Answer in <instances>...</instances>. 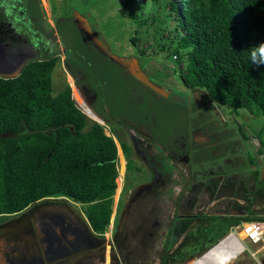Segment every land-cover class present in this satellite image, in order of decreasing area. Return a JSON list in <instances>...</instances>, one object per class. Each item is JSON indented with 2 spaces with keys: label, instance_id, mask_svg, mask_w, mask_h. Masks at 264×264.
<instances>
[{
  "label": "trees",
  "instance_id": "1",
  "mask_svg": "<svg viewBox=\"0 0 264 264\" xmlns=\"http://www.w3.org/2000/svg\"><path fill=\"white\" fill-rule=\"evenodd\" d=\"M120 1L144 18L140 26L159 50L180 56L188 89L264 116V66L248 59V47L264 40V0ZM53 69L38 62L21 75L0 76V217L68 199L85 207L91 229L104 236L120 183L118 148L69 89L55 92ZM124 231L120 222L114 259L122 254Z\"/></svg>",
  "mask_w": 264,
  "mask_h": 264
},
{
  "label": "rangeland",
  "instance_id": "2",
  "mask_svg": "<svg viewBox=\"0 0 264 264\" xmlns=\"http://www.w3.org/2000/svg\"><path fill=\"white\" fill-rule=\"evenodd\" d=\"M47 1L63 45L72 33L78 34L79 27L77 28L73 23V18L75 21L79 19L91 33L97 36L100 43L114 58L133 57L148 74L150 81L168 93V97L157 96L148 89H141L140 84L130 78V82L141 89L137 90L140 98L139 96L134 98L136 102L130 107V111L127 113L122 111L120 116H127L130 120L135 116L136 110L137 115L146 114L150 117L146 126L148 125V134L152 142H154L155 135L161 133H166L167 138L171 139L175 134L172 132L178 130L184 136V143H186L184 145L188 146L192 145L194 136L200 132H206L209 136L206 147L210 150L208 156L206 155L208 164L205 158L202 163L208 165L209 174L197 175L198 172H194V176L197 175L202 179L208 177L210 181L218 184L231 183L232 189L241 199L238 204L241 214L252 216L256 208L264 211V116L254 115L247 109H234L219 105L211 101L205 91L194 93L188 89L180 75V70L184 68V63L179 62L180 56L177 55L175 59L167 51L159 50L151 35L146 34L145 28L140 26L144 18H141L139 14L134 17L130 9L122 5L120 0ZM45 4H47L46 0ZM46 10L49 12L47 7ZM46 18L48 19L49 15ZM48 26L45 23L44 29L47 30ZM135 36L139 39L137 44L132 42ZM110 65L117 67L112 62ZM59 73L60 68L57 67L53 73V85L57 93L64 90V86L57 81V78L60 80ZM18 74L19 71L1 76L13 77ZM74 95L88 118L97 120L96 115L87 108L77 92ZM195 97L200 101L198 102ZM139 99L141 100L138 102ZM214 114L215 119L212 118ZM208 115L211 118L210 121H208ZM106 128L109 133L118 134L114 130L113 122L109 123ZM194 148L188 149L192 160L200 149L195 146ZM120 161L122 162L121 158ZM198 167L204 169L203 166ZM119 181V184L116 181L117 190L114 195L112 225L110 224L105 235L101 237L105 243L106 253L105 256L101 252L98 254V259L100 261L105 259L106 264H110V259L113 257L110 254L111 246L114 245L116 228L113 222L123 188L122 177ZM149 208L148 205L147 209ZM82 212L81 207L70 206L68 202L56 199L37 203L17 215L0 217V264L11 253L14 255L19 253V263L36 264L42 263L43 259H49L51 257L49 248L53 245L62 248L63 243L67 240L69 242V237L65 233V219L69 213L74 219L79 216L76 221L79 222ZM78 225L71 223V227ZM233 231L224 239L235 235L243 244L244 250L227 264H264V243L251 244L245 237H240L242 232L239 229H233ZM55 239L60 246L54 244ZM58 253L61 254V250ZM253 253H256V258L252 255ZM61 257L63 258V255ZM112 264H118V260L112 258Z\"/></svg>",
  "mask_w": 264,
  "mask_h": 264
},
{
  "label": "flooded vegetation",
  "instance_id": "3",
  "mask_svg": "<svg viewBox=\"0 0 264 264\" xmlns=\"http://www.w3.org/2000/svg\"><path fill=\"white\" fill-rule=\"evenodd\" d=\"M46 2L0 0V76L18 71L21 75L27 66L38 62L53 63V73L60 68L59 84L70 90L76 106L85 114L76 101L74 94L77 92L98 119L88 118L85 114L86 117L101 125L114 139L118 152L121 150L122 162L118 153V173L123 172V188L117 209L118 224L126 223L129 215L149 210L151 206L155 209L164 206L161 203H165L167 196L175 199L179 194L184 163L191 157L188 149L200 148L190 163L204 168L208 166L202 163L203 158L206 162L210 150L206 147L208 134L195 133L192 145L188 146L184 145V136L178 130L172 132L175 134L171 139L161 133L155 135L152 142L146 126L150 117L137 115L136 110L130 120L127 116H120V112L130 111L136 102L134 98H140L139 90L148 89L157 96L168 97L162 93H167L166 90L154 84L155 90L140 80L139 76L144 75L150 81L140 63L133 57L114 58L79 19L75 21L73 18V23L81 30L78 28V34L72 33L63 45ZM48 15L50 18L47 19ZM45 23L49 25L47 30L44 29ZM111 62L117 67H111ZM130 78L136 80L141 89L130 82ZM195 99L200 101L197 97ZM213 116L215 119V114ZM210 119L208 115V121ZM112 122L117 135L109 133L106 128ZM18 254H9L1 264L19 263Z\"/></svg>",
  "mask_w": 264,
  "mask_h": 264
},
{
  "label": "crops",
  "instance_id": "4",
  "mask_svg": "<svg viewBox=\"0 0 264 264\" xmlns=\"http://www.w3.org/2000/svg\"><path fill=\"white\" fill-rule=\"evenodd\" d=\"M118 153L122 160L120 149ZM191 157H188L184 163L183 176L178 187L179 194L175 199L167 196L165 203H161L164 206L156 209L151 206L149 210L129 215L126 223L121 222L125 231L122 254L115 255L118 264H194L205 257L216 245L218 246L221 241L220 244L229 242L232 259L241 254L238 247L241 246L244 249V246L235 235L224 238L233 233V229L238 230L249 221L264 219V211L256 208L252 216L241 214V210L237 211L241 199L232 189V184H218L210 181L208 177L198 178L197 175L200 174L208 175L209 170L207 167L199 169L198 166L201 165L190 163ZM194 172L198 174L194 176ZM120 176L123 186L121 172L119 178ZM53 200L56 199H50V201ZM60 200L68 202L70 206L81 207L83 214L79 222H76L79 216L74 219L69 213L65 219V233L69 237V242L67 240L63 243L62 248L53 245L49 248L51 257L43 259L42 263H36V261L35 263L106 264L105 259L102 261L98 259L100 252L104 254L103 256L106 253L105 243L101 238L103 236L91 229L85 215V207L68 199L60 198ZM244 217L248 219H242ZM116 221L117 213L113 222L114 228ZM72 222L79 225L71 227ZM72 233L74 235L71 236ZM54 244L60 246L56 239ZM113 248L114 245L110 249L111 256ZM59 250L61 254L58 253ZM112 258L110 264H112Z\"/></svg>",
  "mask_w": 264,
  "mask_h": 264
},
{
  "label": "bare ground",
  "instance_id": "5",
  "mask_svg": "<svg viewBox=\"0 0 264 264\" xmlns=\"http://www.w3.org/2000/svg\"><path fill=\"white\" fill-rule=\"evenodd\" d=\"M240 237L244 238L245 234L242 232L240 234ZM219 244H218L217 247H215L214 249L210 250L205 255L204 258L200 259L195 264H227L229 261H231L232 260V258L230 257L231 246H230L229 242L227 241V242H224L223 244H220V245ZM238 250L242 253V251L244 249L241 246H239Z\"/></svg>",
  "mask_w": 264,
  "mask_h": 264
},
{
  "label": "built area",
  "instance_id": "6",
  "mask_svg": "<svg viewBox=\"0 0 264 264\" xmlns=\"http://www.w3.org/2000/svg\"><path fill=\"white\" fill-rule=\"evenodd\" d=\"M177 59V56H174ZM245 234V239L251 244L258 245L264 243V222L259 220H252L239 229ZM256 258V253L252 254Z\"/></svg>",
  "mask_w": 264,
  "mask_h": 264
},
{
  "label": "clouds",
  "instance_id": "7",
  "mask_svg": "<svg viewBox=\"0 0 264 264\" xmlns=\"http://www.w3.org/2000/svg\"><path fill=\"white\" fill-rule=\"evenodd\" d=\"M248 59L250 64L264 66V40L248 47Z\"/></svg>",
  "mask_w": 264,
  "mask_h": 264
},
{
  "label": "water",
  "instance_id": "8",
  "mask_svg": "<svg viewBox=\"0 0 264 264\" xmlns=\"http://www.w3.org/2000/svg\"><path fill=\"white\" fill-rule=\"evenodd\" d=\"M139 78H140V80H142L143 82H145L147 85H149L150 87H152L153 89H155V90H157V88H156V86L153 84V83H151L148 79H147V77L146 76H139ZM162 93L163 94H165L166 96H168V94L167 93H165L164 91H162ZM217 246V245H216ZM215 246V247H216ZM214 247V248H215ZM213 248V249H214ZM204 258V257H203Z\"/></svg>",
  "mask_w": 264,
  "mask_h": 264
}]
</instances>
